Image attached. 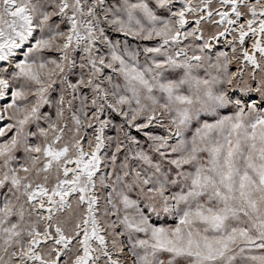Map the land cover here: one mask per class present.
Segmentation results:
<instances>
[{"label":"snow or ice","instance_id":"obj_1","mask_svg":"<svg viewBox=\"0 0 264 264\" xmlns=\"http://www.w3.org/2000/svg\"><path fill=\"white\" fill-rule=\"evenodd\" d=\"M0 264H264V0H0Z\"/></svg>","mask_w":264,"mask_h":264}]
</instances>
